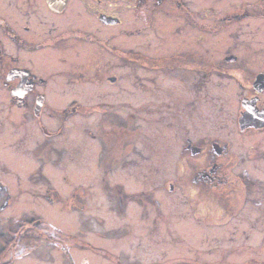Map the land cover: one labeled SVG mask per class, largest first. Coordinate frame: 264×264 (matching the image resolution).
<instances>
[{"label": "flooded vegetation", "instance_id": "1", "mask_svg": "<svg viewBox=\"0 0 264 264\" xmlns=\"http://www.w3.org/2000/svg\"><path fill=\"white\" fill-rule=\"evenodd\" d=\"M199 1L0 0V264H106L98 262L104 256L99 250L114 256L99 240L101 235L114 243V225L97 231V243L79 225L81 213L92 206L78 189L76 167L64 165L69 111L139 106L136 113L145 125L181 126L195 110L198 119L201 111L195 106H214L215 115L203 118L207 114L221 125L237 117L240 131L259 129L252 123L264 121L263 41L243 57L237 49L253 47L242 38L245 27L264 28V0H231L222 9L211 6V0L196 8ZM220 36L227 40L226 54L219 50L223 54L217 56ZM224 79L239 84L241 97L233 112L220 94L218 82ZM131 93L139 103L129 102ZM82 94L92 95V101L80 100ZM111 94L130 98L96 103L97 96ZM29 160L38 165L26 173ZM124 162L131 169L132 161ZM146 167L142 172L149 174ZM56 175L66 184L53 182ZM48 213L71 218L76 229H64Z\"/></svg>", "mask_w": 264, "mask_h": 264}, {"label": "rangeland", "instance_id": "2", "mask_svg": "<svg viewBox=\"0 0 264 264\" xmlns=\"http://www.w3.org/2000/svg\"><path fill=\"white\" fill-rule=\"evenodd\" d=\"M230 2L211 0V6L222 9ZM203 5L205 2L200 0L196 8ZM220 37L217 56L226 54L227 40ZM242 38L253 45L237 49L243 57L246 52L249 55L260 49L261 44L264 46V28L255 23L245 27ZM218 84L228 111L233 112L241 97H237L239 84L230 79ZM91 96L79 95L80 100L89 102ZM130 97L99 95L96 103H118L128 101L127 98L130 103L138 102L134 93ZM195 107L201 111L198 119L195 110L193 117L181 126L164 121L160 125H145L136 113L139 106H82L81 110L76 106V112L69 111L64 165L76 167V179L82 184L78 189L85 203L92 206L89 210L83 208L90 213H81L79 225L85 234L89 233L87 236L92 237L93 243L100 237L105 242L103 246L114 251L113 256L109 251L99 250L114 260L103 261L101 255L99 263L264 264V126L240 131L237 117L235 123L227 121L219 125L207 119L208 113L215 115L214 106ZM209 148L216 153L209 152ZM217 154L221 156L216 158ZM221 159L226 160L220 165ZM126 160L132 161L131 169L125 167ZM212 160L216 163L209 170ZM31 162L25 163L26 173L38 165V161ZM143 166H147L149 174L142 172ZM24 174L21 177L26 182ZM52 180L63 182L59 175L52 176ZM67 185L69 191L71 185ZM140 196L145 199L142 204L137 201ZM48 214L64 229H76L70 224L71 218ZM92 214L102 218L97 220ZM153 219H158L157 224L150 222ZM145 222L151 227H145ZM110 225L116 227L114 243L97 233L112 229Z\"/></svg>", "mask_w": 264, "mask_h": 264}, {"label": "water", "instance_id": "3", "mask_svg": "<svg viewBox=\"0 0 264 264\" xmlns=\"http://www.w3.org/2000/svg\"><path fill=\"white\" fill-rule=\"evenodd\" d=\"M251 111H252V108L249 106V113H251ZM248 114V113H247ZM246 114V115H247ZM260 113H257V112H255L254 114H253V116L254 117H260V115H259ZM252 116V117H253ZM262 119V118H261ZM259 120V122H257V121H255L254 123H252V125H254V126H256V127H260V126H264V121L263 120ZM263 119H264V117H263Z\"/></svg>", "mask_w": 264, "mask_h": 264}, {"label": "bare ground", "instance_id": "4", "mask_svg": "<svg viewBox=\"0 0 264 264\" xmlns=\"http://www.w3.org/2000/svg\"><path fill=\"white\" fill-rule=\"evenodd\" d=\"M141 229H142V227L139 228V230H141ZM136 230H137V229H136ZM88 234H89V233H87V232H86V234L84 233V235H86V236H87ZM87 237H88V239H90V240L92 239V237H91L90 235L87 236Z\"/></svg>", "mask_w": 264, "mask_h": 264}]
</instances>
